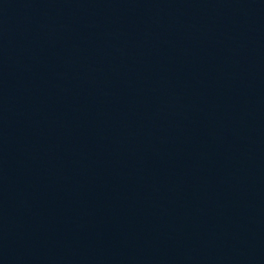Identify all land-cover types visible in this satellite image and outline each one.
<instances>
[{"label": "water", "instance_id": "obj_1", "mask_svg": "<svg viewBox=\"0 0 264 264\" xmlns=\"http://www.w3.org/2000/svg\"><path fill=\"white\" fill-rule=\"evenodd\" d=\"M0 264H264V0H0Z\"/></svg>", "mask_w": 264, "mask_h": 264}]
</instances>
